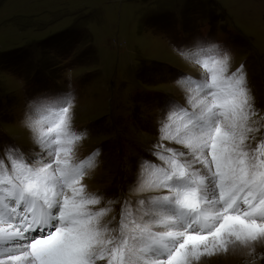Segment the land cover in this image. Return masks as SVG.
I'll return each instance as SVG.
<instances>
[{
	"label": "snow or ice",
	"instance_id": "snow-or-ice-1",
	"mask_svg": "<svg viewBox=\"0 0 264 264\" xmlns=\"http://www.w3.org/2000/svg\"><path fill=\"white\" fill-rule=\"evenodd\" d=\"M175 47L187 65L172 70L176 96L160 94L121 162L130 195L90 182L102 146L84 152L71 88L21 87V132L0 135V264H264V104L247 62L194 32ZM6 67L30 71L23 58Z\"/></svg>",
	"mask_w": 264,
	"mask_h": 264
},
{
	"label": "rangeland",
	"instance_id": "rangeland-1",
	"mask_svg": "<svg viewBox=\"0 0 264 264\" xmlns=\"http://www.w3.org/2000/svg\"><path fill=\"white\" fill-rule=\"evenodd\" d=\"M192 32L232 41L264 104V0H0V135L21 132L29 79L71 88L74 123L90 132L84 152L102 146L90 182L130 195L122 159L139 152L160 94L176 96L172 70L187 65L175 44ZM17 58L27 78L6 67Z\"/></svg>",
	"mask_w": 264,
	"mask_h": 264
},
{
	"label": "bare ground",
	"instance_id": "bare-ground-1",
	"mask_svg": "<svg viewBox=\"0 0 264 264\" xmlns=\"http://www.w3.org/2000/svg\"><path fill=\"white\" fill-rule=\"evenodd\" d=\"M212 264H242V258L234 254L225 253L213 258Z\"/></svg>",
	"mask_w": 264,
	"mask_h": 264
},
{
	"label": "crops",
	"instance_id": "crops-1",
	"mask_svg": "<svg viewBox=\"0 0 264 264\" xmlns=\"http://www.w3.org/2000/svg\"><path fill=\"white\" fill-rule=\"evenodd\" d=\"M48 5H49V4H48ZM48 7H49V6H48ZM48 7H47V8H48ZM16 8H18V9H19V7H18V6H16V7H15V10H16V11H18ZM18 13H19V12H18Z\"/></svg>",
	"mask_w": 264,
	"mask_h": 264
}]
</instances>
